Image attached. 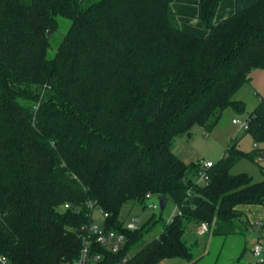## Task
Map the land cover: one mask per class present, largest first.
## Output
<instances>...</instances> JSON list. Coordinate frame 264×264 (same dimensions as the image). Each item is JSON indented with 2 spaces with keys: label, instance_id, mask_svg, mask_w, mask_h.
Masks as SVG:
<instances>
[{
  "label": "trees",
  "instance_id": "obj_1",
  "mask_svg": "<svg viewBox=\"0 0 264 264\" xmlns=\"http://www.w3.org/2000/svg\"><path fill=\"white\" fill-rule=\"evenodd\" d=\"M175 0H0V257L7 264H65L79 256L93 212L122 234L114 253L92 242L96 264H160L193 259L184 236L207 222L217 236L236 232L241 205H264V180L232 174L245 156L231 143L196 184L201 166L174 152L194 126L214 129L223 111H245L235 98L264 69V0H192L205 36L183 30ZM59 17L71 21L53 58ZM246 133L264 144V96ZM259 150V149H257ZM177 205L136 230L120 219L146 195ZM69 204V208H64ZM164 211V210H163ZM161 211V213L163 212ZM128 256L127 262L123 259Z\"/></svg>",
  "mask_w": 264,
  "mask_h": 264
},
{
  "label": "rangeland",
  "instance_id": "obj_2",
  "mask_svg": "<svg viewBox=\"0 0 264 264\" xmlns=\"http://www.w3.org/2000/svg\"><path fill=\"white\" fill-rule=\"evenodd\" d=\"M225 1L229 0H223L220 3L214 23L222 20L223 17L218 19V10ZM59 22L60 29L51 36L48 58L55 56L62 37L71 24L70 20L63 17H59ZM202 26L207 29L203 23ZM207 32L208 30L205 35ZM237 95L242 97L241 101L245 105L244 112L238 113L232 107H227L213 130L206 131L199 125L194 126L191 136L185 134L176 139L173 152L185 163L199 165L207 161L216 163L222 158L226 148L231 143H236L239 149L245 154H249V157L245 156L238 161L231 169V173H244L249 175L254 182H261L264 180V144L255 146L252 137L246 133L245 126L233 122L234 119L248 120L256 106V95L248 84H244ZM145 203L146 207L138 202H128L120 211V219L125 225L131 223L134 217H138L144 222L154 215L156 219L160 220L155 228L146 235L144 242L131 251L128 256L133 255L138 248L158 236L162 230V222L169 221L177 210V205L172 201L167 202L162 213L159 208H149V204L159 205V198L156 196L146 200ZM240 207L245 211V215L238 223L234 234L217 236L210 232L206 236L200 237L196 232L197 225L190 224L184 238L193 253V259L186 261L180 258H166L160 264H254L259 260L252 252L254 245L260 243L264 251V226L261 227L257 224V222H264V205H241ZM101 218V214L95 210L93 212L94 224L100 225Z\"/></svg>",
  "mask_w": 264,
  "mask_h": 264
},
{
  "label": "built area",
  "instance_id": "obj_3",
  "mask_svg": "<svg viewBox=\"0 0 264 264\" xmlns=\"http://www.w3.org/2000/svg\"><path fill=\"white\" fill-rule=\"evenodd\" d=\"M233 122L236 124H240L241 126H245V128L247 127L248 123V121H241L239 119H234ZM200 166L201 170L198 174L196 184L206 185L210 180L208 170L213 166V162H203ZM153 197L155 196L148 193L146 195V200L152 199ZM148 207L151 209H160V205L158 204H149ZM64 208H69V204H66ZM98 212L101 214L102 217L100 220L101 224L99 225L92 223L89 226L83 228L85 229L86 233L83 237V244L79 256L74 260L65 262V264H96L101 259V257L97 253H92L91 245L93 241L114 253H118L123 248L125 244L124 236L115 231L104 229V227L102 226V222L105 220L108 214L104 213L102 210H98ZM171 219L168 222H170ZM142 223L143 222L138 217H134L133 221L131 223L126 224L125 226L130 230H136L141 226ZM257 224L261 227L264 226V222H257ZM196 232L197 235L200 237L206 236L211 232V228L207 222H201L197 226ZM252 252L254 256L259 258V260L256 261L254 264H264V251L260 243L254 245ZM127 259L128 256L123 259V263H126ZM0 264H7V259L5 257H0Z\"/></svg>",
  "mask_w": 264,
  "mask_h": 264
},
{
  "label": "crops",
  "instance_id": "obj_4",
  "mask_svg": "<svg viewBox=\"0 0 264 264\" xmlns=\"http://www.w3.org/2000/svg\"><path fill=\"white\" fill-rule=\"evenodd\" d=\"M173 10L177 15V21L179 26L183 30L199 36H205V32L208 29H205L202 26L201 20H199L198 18L199 9L196 2L192 0H175L173 3ZM234 11L235 1H225L221 4L218 10V19H221L222 17L225 18L233 14ZM247 84L248 86H250V88L254 91L256 95L257 102L255 105L257 106L260 96H264V69L253 71L251 74L250 81ZM239 96L236 94L235 98L237 100H241L242 97ZM242 207H239V209L245 213Z\"/></svg>",
  "mask_w": 264,
  "mask_h": 264
},
{
  "label": "water",
  "instance_id": "obj_5",
  "mask_svg": "<svg viewBox=\"0 0 264 264\" xmlns=\"http://www.w3.org/2000/svg\"><path fill=\"white\" fill-rule=\"evenodd\" d=\"M168 202V199L164 196L159 197V205H160V210L163 211L166 207V204Z\"/></svg>",
  "mask_w": 264,
  "mask_h": 264
}]
</instances>
